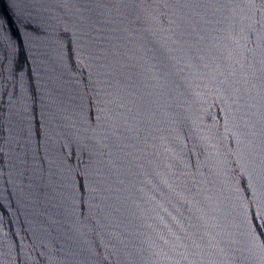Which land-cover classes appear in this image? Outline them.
<instances>
[{"label": "water", "instance_id": "water-1", "mask_svg": "<svg viewBox=\"0 0 264 264\" xmlns=\"http://www.w3.org/2000/svg\"><path fill=\"white\" fill-rule=\"evenodd\" d=\"M0 264H264V0H0Z\"/></svg>", "mask_w": 264, "mask_h": 264}]
</instances>
